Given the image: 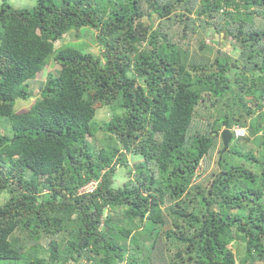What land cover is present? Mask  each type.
<instances>
[{
    "label": "trees",
    "instance_id": "obj_1",
    "mask_svg": "<svg viewBox=\"0 0 264 264\" xmlns=\"http://www.w3.org/2000/svg\"><path fill=\"white\" fill-rule=\"evenodd\" d=\"M82 27L96 32L98 54L56 47ZM199 28L233 39L237 56L190 50ZM203 49L213 48L201 41ZM51 61L57 69L39 95L15 110ZM223 98L219 116L197 112ZM103 107L111 117L99 122ZM263 108L264 0H36L31 8L3 0L2 264L264 262ZM235 126L247 134L235 136ZM224 128L236 142L259 134L261 159L236 144L227 152L255 169L220 151L208 187L193 184ZM98 134L100 147L90 142ZM117 165L128 174L118 186ZM91 181L93 190L79 191Z\"/></svg>",
    "mask_w": 264,
    "mask_h": 264
},
{
    "label": "rangeland",
    "instance_id": "obj_2",
    "mask_svg": "<svg viewBox=\"0 0 264 264\" xmlns=\"http://www.w3.org/2000/svg\"><path fill=\"white\" fill-rule=\"evenodd\" d=\"M6 1L15 8H31L36 3V0H6ZM2 3H3V0H0V5ZM173 27H175L174 24L172 28ZM207 32L208 34L202 31L201 28H199L198 32L194 34H190L191 36L189 39L190 46L188 45L190 47V50L194 51L195 53L199 51V53H201L203 56L208 55L209 57H211V59H213L214 55L216 54L217 49L219 48L222 51L230 53L231 55H233V57L237 56L236 52H234L233 50V45L235 43L233 39H230V38L220 39L219 36L217 35H214V34L211 35L212 33L211 31L208 30ZM173 38L176 39L177 37L174 36ZM201 41H204L206 45L211 46L213 49L212 50H207V49L200 50ZM70 43L77 44L79 48L80 49L82 48V50L84 51H89L95 54H98L100 52L99 46L96 40V32L90 28L82 27L78 31H75V30L70 31L67 35L64 36V38L60 39L56 43V47L67 45ZM52 62L53 61H51L49 65L45 66L44 67L45 69H43L40 73H38L35 79L29 82L30 89H31L33 96L29 98L28 100H23V99L17 100V102L15 103V110L19 111V110L28 108L31 105V103L35 100V98L39 95L41 88L46 81V78H47L46 75L48 71H52V70L55 71L57 69V67L53 65ZM223 100H225V98H223L222 101H219L215 107H212L210 109L204 108L202 105H200L197 107V112L200 114H205V115L211 113L213 117H217L219 116V114L223 113L224 110L226 109L225 106L227 105L222 104ZM255 102L256 101L250 102L249 103L250 106H254V104L257 103ZM110 117H111V113L109 112L108 107L100 108L95 115V119L99 122L106 121ZM247 123L248 121L246 120L243 125L246 126ZM98 135H99L98 138L96 137L95 139H91L90 137L88 138L89 140L91 139L90 142L92 145H95V146L100 145V142H101L100 138H101V135L103 134H98ZM240 140L241 141L236 142L235 139L233 138L229 143V149H233L235 145L237 144L236 149L243 152L249 147V148H252L255 155L261 159L262 148L260 146L259 134L248 136L246 139L247 140L246 142L244 138H241ZM221 149H222L221 140L218 139L216 141V144L214 146V149L212 150L213 152L210 155V157L205 156L202 159L199 167L197 168L196 176L197 175L198 176L194 178L193 184H199L201 182L203 183V185H206L208 187V185L210 184L213 178V174L218 173V171H220V169H218V166H217V160L219 158V152L221 151ZM221 153H224L225 158L232 163H244L245 166H249V167L251 166L254 169L256 168V164L255 163L250 164L251 161L246 159L244 155H241V154L230 155L231 153L227 151L221 152ZM127 160L131 165L136 160V158H133L132 156L127 154ZM116 167H117V171H115V175H114V184L118 186L128 179V174L126 173V170L123 167L121 169L119 165H117ZM90 183L91 182H89L85 187L91 188L92 186H90ZM82 189L83 188H80V190ZM7 198H8L7 192L3 191L0 194V203L4 202ZM193 204L194 203H192V205ZM47 241L48 239H43L42 244L46 246ZM230 247L233 249L238 259V257L242 254V251H243L242 243L235 241ZM172 249H175V246ZM4 262L5 261L0 260L1 264ZM7 264H20V262L9 261ZM257 264H264V262H257Z\"/></svg>",
    "mask_w": 264,
    "mask_h": 264
},
{
    "label": "water",
    "instance_id": "obj_3",
    "mask_svg": "<svg viewBox=\"0 0 264 264\" xmlns=\"http://www.w3.org/2000/svg\"><path fill=\"white\" fill-rule=\"evenodd\" d=\"M220 135H221V140H222V144H223L221 152H225L228 150L229 143L232 140V131L229 128H224L221 131Z\"/></svg>",
    "mask_w": 264,
    "mask_h": 264
},
{
    "label": "built area",
    "instance_id": "obj_4",
    "mask_svg": "<svg viewBox=\"0 0 264 264\" xmlns=\"http://www.w3.org/2000/svg\"><path fill=\"white\" fill-rule=\"evenodd\" d=\"M232 129L234 131L235 136L246 135L247 134V130H246L245 127L235 126ZM94 185H95V183L91 182L90 183V186H92L91 188L85 187L86 186L85 185L82 190H85L86 189V190H89L90 191L94 187Z\"/></svg>",
    "mask_w": 264,
    "mask_h": 264
},
{
    "label": "clouds",
    "instance_id": "obj_5",
    "mask_svg": "<svg viewBox=\"0 0 264 264\" xmlns=\"http://www.w3.org/2000/svg\"><path fill=\"white\" fill-rule=\"evenodd\" d=\"M91 182H93V183H95V185H96V183H97V181H91ZM88 184V183H87ZM86 184V185H87ZM95 185H94V187L91 189V190H93L94 188H95ZM85 186V185H84ZM84 186H82V187H80V188H83ZM80 188H79V191L81 192V191H84V190H80ZM86 190V189H85ZM90 190V191H91ZM87 191H89V190H87Z\"/></svg>",
    "mask_w": 264,
    "mask_h": 264
}]
</instances>
